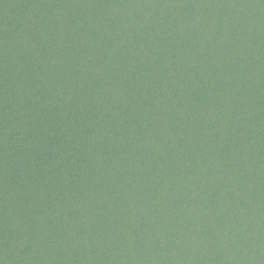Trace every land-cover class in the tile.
Returning <instances> with one entry per match:
<instances>
[{
    "label": "trees",
    "instance_id": "16d2710c",
    "mask_svg": "<svg viewBox=\"0 0 264 264\" xmlns=\"http://www.w3.org/2000/svg\"><path fill=\"white\" fill-rule=\"evenodd\" d=\"M75 3L0 0V264H264V0Z\"/></svg>",
    "mask_w": 264,
    "mask_h": 264
},
{
    "label": "rangeland",
    "instance_id": "374dc122",
    "mask_svg": "<svg viewBox=\"0 0 264 264\" xmlns=\"http://www.w3.org/2000/svg\"><path fill=\"white\" fill-rule=\"evenodd\" d=\"M73 1L76 2L74 4V8H73L75 15L78 17H79L80 13H81V15H83V13L81 12V8H80L81 3H77V2H80L81 0H73ZM82 17H84V15ZM76 24H78V21H76ZM146 24H147V22H146ZM148 27L156 28V30H158L159 35H162V33H164L166 31L165 24H164V21L162 19L155 20V23L149 22ZM28 33H30V35H32V36H39L40 35L39 30L35 27H32L31 30L28 31ZM74 35H76V34H73V40L82 48L85 59L86 60H95L96 57H98V53L91 51L89 43H87L85 40H77V38L74 37ZM77 49H78V46L76 44H74L73 42L69 43L67 45V47L65 48V53L67 54L70 61H73L74 59H76L74 54L77 51ZM262 59H263V64H264V57ZM181 62L182 61H180V59H177V58H169L168 59V64L171 67L172 66H178L177 64H181ZM51 64H53V63L49 62L48 66L49 67L52 66ZM129 65H131V64L129 63ZM182 66H183V68H185L184 65H182ZM137 69L140 70L141 74L146 76L144 74V70H147V67H144V68L141 67L140 68L139 66L135 65L132 70L134 71L136 78L138 77V73H137L138 70ZM148 86H149V83H147L146 78H144V80L142 81V87H148ZM193 90H195V89H193ZM124 91H126L127 93L130 92L126 85L124 86ZM140 95H139L140 98H136V101L134 102V108H135L134 111H135L136 115L138 116L137 119L141 120V124L149 125L150 123L156 121L159 118L162 119L161 115L158 113V110L162 108V102L159 100V94H157V96H152L151 94L146 95V94H144V90L142 89V92ZM144 108H149V110L143 112ZM130 151H132V147H130ZM254 170H256L255 167H254V169L251 168L252 173L248 175L245 182H241V180L237 177L236 171L229 169L227 172V178H228L227 180H235L236 181L237 191L239 194H241L240 197H242V198L245 195V193H244L245 187L244 186L246 183L257 182L260 185L264 184V175H262L260 173L258 174ZM263 191H264V189H263ZM251 209L253 211L259 210L257 208L255 209L252 206H251ZM134 246H137V245L134 243ZM223 254L224 253H222L221 256H224ZM241 264H246L245 258L242 259Z\"/></svg>",
    "mask_w": 264,
    "mask_h": 264
}]
</instances>
